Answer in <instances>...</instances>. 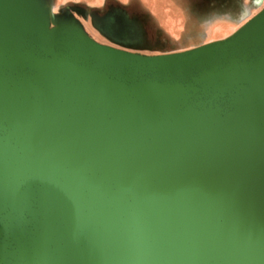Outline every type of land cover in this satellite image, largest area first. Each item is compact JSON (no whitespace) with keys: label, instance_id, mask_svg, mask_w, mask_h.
Wrapping results in <instances>:
<instances>
[{"label":"water","instance_id":"water-1","mask_svg":"<svg viewBox=\"0 0 264 264\" xmlns=\"http://www.w3.org/2000/svg\"><path fill=\"white\" fill-rule=\"evenodd\" d=\"M0 264H264V5L142 54L0 0Z\"/></svg>","mask_w":264,"mask_h":264},{"label":"rangeland","instance_id":"rangeland-1","mask_svg":"<svg viewBox=\"0 0 264 264\" xmlns=\"http://www.w3.org/2000/svg\"><path fill=\"white\" fill-rule=\"evenodd\" d=\"M48 25L68 12L91 39L131 52L181 50L219 39L257 12L264 0H43ZM111 6L124 12L135 31L119 38L98 25Z\"/></svg>","mask_w":264,"mask_h":264},{"label":"flooded vegetation","instance_id":"flooded-vegetation-1","mask_svg":"<svg viewBox=\"0 0 264 264\" xmlns=\"http://www.w3.org/2000/svg\"><path fill=\"white\" fill-rule=\"evenodd\" d=\"M124 12L115 6H111L104 14L99 17L98 25L110 30L112 34L119 38L128 36L136 29L130 18L126 17Z\"/></svg>","mask_w":264,"mask_h":264},{"label":"snow or ice","instance_id":"snow-or-ice-1","mask_svg":"<svg viewBox=\"0 0 264 264\" xmlns=\"http://www.w3.org/2000/svg\"><path fill=\"white\" fill-rule=\"evenodd\" d=\"M125 2H126V0H125Z\"/></svg>","mask_w":264,"mask_h":264}]
</instances>
